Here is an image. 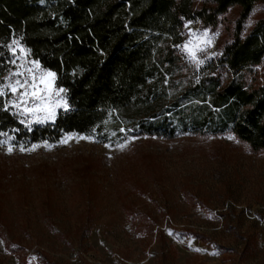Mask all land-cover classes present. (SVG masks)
I'll list each match as a JSON object with an SVG mask.
<instances>
[{"label": "rangeland", "instance_id": "374dc122", "mask_svg": "<svg viewBox=\"0 0 264 264\" xmlns=\"http://www.w3.org/2000/svg\"><path fill=\"white\" fill-rule=\"evenodd\" d=\"M239 12L214 31L186 23L180 46L189 29L207 31L200 55L213 58ZM261 19L264 0L243 35ZM254 71L261 83L264 61ZM79 136L89 135L0 148V264H19L17 254L27 264H264V152L231 135L130 138L122 151Z\"/></svg>", "mask_w": 264, "mask_h": 264}, {"label": "trees", "instance_id": "16d2710c", "mask_svg": "<svg viewBox=\"0 0 264 264\" xmlns=\"http://www.w3.org/2000/svg\"><path fill=\"white\" fill-rule=\"evenodd\" d=\"M260 1L0 0V44L18 39L31 50L56 74L70 106L54 122L31 127L0 111V131L28 144L94 128L100 143L115 145L231 135L252 153L264 152V79L258 83L254 71L264 61V19L243 35ZM232 7L240 9L233 29L197 69L180 51L184 25L214 31ZM17 260L27 264L23 255Z\"/></svg>", "mask_w": 264, "mask_h": 264}, {"label": "snow or ice", "instance_id": "6c2138e0", "mask_svg": "<svg viewBox=\"0 0 264 264\" xmlns=\"http://www.w3.org/2000/svg\"><path fill=\"white\" fill-rule=\"evenodd\" d=\"M190 23L186 24L185 27H189ZM211 43L212 40L207 31L197 32L189 29L187 40L179 47L187 60L199 69L205 63V57L200 54L206 52ZM5 55H7V59H2ZM30 56L31 50L25 49L18 39L0 44V67L7 66L6 71H0V111L9 112L14 109V114L28 118L20 121L26 127H30L33 123L54 122L57 109L64 112L70 110L65 95H63L66 93V89L55 84L56 74L44 69L39 61L30 59ZM120 131L125 132V129L121 128ZM95 135L96 130L94 128L91 135L79 136V139L96 142ZM112 135L115 136L116 133L113 132ZM0 137L4 138L0 139V148L6 147L8 154H12L17 149L20 152H32L40 147V145H32L25 148L22 144L15 145L11 143L15 137L10 136L7 132L0 131ZM72 139H76V137L68 136L61 143L66 144ZM228 139L234 140L236 138L229 136ZM43 146L45 148L51 147L47 144ZM126 146V144L118 145L121 151ZM105 147H111V145L105 144ZM169 235L172 233L169 232ZM196 251L202 250L196 249Z\"/></svg>", "mask_w": 264, "mask_h": 264}]
</instances>
